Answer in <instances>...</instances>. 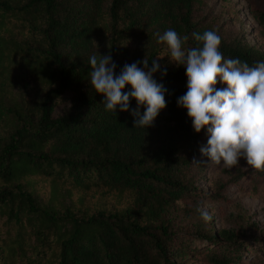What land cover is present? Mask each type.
Here are the masks:
<instances>
[{"label": "trees", "instance_id": "trees-1", "mask_svg": "<svg viewBox=\"0 0 264 264\" xmlns=\"http://www.w3.org/2000/svg\"><path fill=\"white\" fill-rule=\"evenodd\" d=\"M198 2L111 0L105 7L106 0H0V123L12 130L0 145V264H180L172 259L175 238L166 213L194 192L185 176L207 136L193 130L177 105L187 90L185 69L158 59L167 76L154 78L168 89L167 106L153 126L134 128L130 112L105 110L104 97L90 85L88 58L111 54L117 72L125 63H151L159 44L140 37L150 25L174 29L188 37L186 47L198 46L192 33L214 30L193 21ZM257 18L264 25V12ZM220 51L249 66L264 60L261 49L222 37ZM14 68L38 87L14 90ZM73 88L71 106L56 115ZM33 90L34 104L27 99ZM130 107H137L135 99ZM30 176L130 193L133 204L87 209L56 195L45 201L28 187ZM219 236L227 249L234 245L233 233ZM208 256L213 264L247 262L233 251ZM245 264H264V249Z\"/></svg>", "mask_w": 264, "mask_h": 264}, {"label": "rangeland", "instance_id": "rangeland-1", "mask_svg": "<svg viewBox=\"0 0 264 264\" xmlns=\"http://www.w3.org/2000/svg\"><path fill=\"white\" fill-rule=\"evenodd\" d=\"M110 2L106 0L105 7H109ZM261 12H264V0H200L193 7V21L211 27L227 42L239 41L264 51V25L257 18ZM164 31L160 25H150L140 37L159 44L158 56L166 59L167 47L157 42V33L162 34ZM11 65L17 66L16 63ZM16 69H12L19 75L14 90L21 91L23 84L38 87L33 82V76H20L21 70ZM217 85L226 87L219 79ZM37 92L33 90L27 97L33 104ZM77 94V88L67 91L55 110L56 115L67 110ZM11 131L4 122L0 123V145ZM207 138H204L203 146L207 145ZM186 152L192 153L189 150ZM241 177V182L235 184ZM185 179L190 181L194 192L171 204L166 213L170 231L175 238L172 245L175 255L172 259L180 264H213L209 260V251H233V255L247 260L245 263L254 257L257 259L264 249V171L254 170L243 157L239 158L237 165L225 168L211 163L199 149L193 154L192 165ZM27 180L30 183L28 187L45 201L56 195L65 205L87 209H119L133 204L130 193L118 190L85 191L70 182L55 185L52 180L38 176H30ZM201 208L212 216L210 221L201 218L198 211ZM222 230L236 236L234 245L231 244L228 249L219 236ZM212 237L214 243L208 241ZM184 242L187 243L182 246Z\"/></svg>", "mask_w": 264, "mask_h": 264}, {"label": "clouds", "instance_id": "clouds-1", "mask_svg": "<svg viewBox=\"0 0 264 264\" xmlns=\"http://www.w3.org/2000/svg\"><path fill=\"white\" fill-rule=\"evenodd\" d=\"M192 37L199 45L186 47L187 36L166 29L157 33V42L166 45L170 62L185 69L187 90L177 97V105L186 109L196 133H207L201 154L225 168L243 157L254 170L264 171V60L249 66L239 58L224 57L221 37L214 30L193 32ZM156 58L151 63L146 58L125 63L119 72L111 54L88 58L90 85L104 97L105 110L130 112L134 128L153 126L167 106L168 89L154 78L156 73L167 76V67L158 63L163 57ZM218 79L226 87L218 88ZM127 85L131 87L125 90ZM131 99L136 108L130 107ZM198 211L204 221L212 219L206 209Z\"/></svg>", "mask_w": 264, "mask_h": 264}]
</instances>
